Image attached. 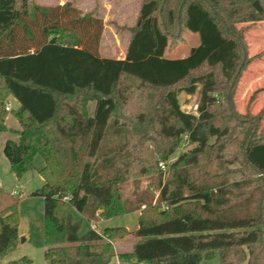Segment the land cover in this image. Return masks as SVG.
Returning <instances> with one entry per match:
<instances>
[{
    "label": "trees",
    "instance_id": "trees-1",
    "mask_svg": "<svg viewBox=\"0 0 264 264\" xmlns=\"http://www.w3.org/2000/svg\"><path fill=\"white\" fill-rule=\"evenodd\" d=\"M138 10L121 59L100 54L95 10L0 0V133L11 131L9 114L20 125L2 150L16 178L35 155L44 161L31 195L43 198L45 262L200 264L218 252L221 264H264V107L238 114L233 103L240 75L262 54L247 55L243 33L264 21V0H141ZM175 27L199 43L170 58ZM181 91L198 95L197 114L181 109ZM8 97L17 102L10 111ZM182 141L189 147L164 179L158 163ZM212 160L221 171H200ZM227 163L240 165V179L228 180ZM146 177L155 203L144 192L123 197V184ZM17 202L0 209V264L15 262L1 260L19 240ZM72 208L88 219L139 211L138 225L79 234ZM126 235L131 250L115 249Z\"/></svg>",
    "mask_w": 264,
    "mask_h": 264
},
{
    "label": "rangeland",
    "instance_id": "rangeland-1",
    "mask_svg": "<svg viewBox=\"0 0 264 264\" xmlns=\"http://www.w3.org/2000/svg\"><path fill=\"white\" fill-rule=\"evenodd\" d=\"M39 5L46 4H59L69 0H34ZM92 3H91V2ZM139 1V0H137ZM71 2V1H70ZM91 3V4H90ZM141 2H133L129 1V8L124 14V18H122V26L115 22L114 20H107V29H103L102 33V43L103 45L100 47V54L102 55H111V54H119L121 49H124L126 42L125 38L129 34L130 31L126 28L128 23H134L137 12L134 10L135 5L139 6ZM88 8L92 7V10H95L96 13L102 14L103 11H100L101 3L99 0H87ZM117 6V5H116ZM121 7V6H119ZM131 24V25H132ZM238 27L246 26V23H237ZM113 31L116 32L118 36V40L111 41V37L113 35ZM243 39L245 41L247 47V55L249 57H254L256 54H260V56L255 57L254 60L243 70L240 75L235 94L233 97V103H235V110L238 114H255L261 108L264 107V21L255 22L250 25L248 28L244 30ZM170 45L168 49L165 51L166 57H181L188 53L191 46H195L199 43L198 35L194 32H189L184 28L175 27L171 31L170 37ZM101 45V43H100ZM113 46V47H112ZM114 48V50H113ZM222 91L215 92L214 95L217 97L215 108L219 107V102L222 100ZM11 99V97H8ZM12 100V99H11ZM13 102V100H12ZM178 102L181 105V109L184 111H188L192 105L198 103V95H187L184 91H181L178 94ZM15 104V103H14ZM12 115L9 114V125H12L13 118ZM240 117L239 119H242ZM149 137H151L149 135ZM188 145H185L182 141L180 145L177 147L176 151L169 157L167 161L161 160L158 163L159 169L163 170V178H167L171 175L170 169H168L169 163L175 161L180 152L186 151L188 149ZM6 157L3 154V150H0V181L3 186L9 187V189H15L16 193L14 197H10L11 201L18 200V230L19 232H23L27 237L26 240H23L22 236L19 237L17 245L5 255V257L1 260V263H5L8 261L10 264H46L44 257V235H43V198L40 195H31L30 193H26L28 188H25L23 184L13 185V174L8 163L5 161ZM44 161L41 156L35 155L34 158V168L26 171L25 177L28 178L29 184L31 186L38 183V173L35 171V167H40L43 165ZM163 163L164 168L160 167V164ZM226 167L230 168L231 172L228 175V180H238L241 178V167L238 163H227ZM221 167H219L218 163L214 160L209 162L208 164H204V167L200 168V171H204L207 175L210 173L221 171ZM202 174L201 172H199ZM149 177L146 178H138L132 179L122 186V194L123 197L130 198L133 193H141L144 192L150 201L155 203L156 197L158 194V190L154 186H149ZM22 183V182H21ZM256 192V190H255ZM259 192V190H257ZM0 193H4L0 189ZM162 206V205H161ZM72 217L75 221H80L81 226L79 230V234H83L88 228H90V221L82 216L79 212L74 209L70 210ZM116 223L126 224L130 229L135 228L138 225V215L136 212H131L129 214H123L118 217ZM95 219H101L100 217H96ZM114 222V223H115ZM94 224V223H93ZM97 230H101L94 224ZM101 226V223H99ZM119 240L120 243H119ZM135 240L133 235H126L122 238L115 239L113 241V246L115 249L119 251H130V244ZM24 257V259H22ZM22 259V260H21ZM200 264H221L219 262V253L216 252L210 260L201 261ZM245 264V263H244Z\"/></svg>",
    "mask_w": 264,
    "mask_h": 264
},
{
    "label": "crops",
    "instance_id": "crops-1",
    "mask_svg": "<svg viewBox=\"0 0 264 264\" xmlns=\"http://www.w3.org/2000/svg\"><path fill=\"white\" fill-rule=\"evenodd\" d=\"M69 1H71L73 4H74V6L76 7V8H79V9H81L83 12H90L91 11V9H92V7H89L88 8V5H87V0H69ZM100 1V3H101V6H100V11H103L102 12V14H98L101 18H102V20H103V27H104V29H107V20L109 19V21L110 20H114L115 22H117L118 24H120L121 26H122V18H124V14H125V12L127 11V9L129 8V1L130 0H99ZM131 1H133V2H141V0H139V1H137V0H131ZM91 2V1H90ZM93 2V1H92ZM91 2V3H92ZM90 3V4H91ZM117 5V6H116ZM119 6H121V7H119ZM138 8H139V6L137 5H135V8H134V10H136V12L138 13ZM132 23H128L127 24V26H130ZM129 34L126 36V38H125V42H126V45H125V47H124V49H121V51L119 52V54H116V55H114V54H111V55H102V56H106V57H115V58H124V56H125V52H126V47H127V44H128V40H129ZM101 39H102V37H101ZM111 39V41H114V40H118V36H117V34H116V32L115 31H113V35H112V37L110 38ZM100 43H101V45H100V47L103 45V43H102V40H100ZM113 47V46H112ZM101 49V48H100ZM113 50H114V48H113ZM101 51V50H100ZM185 56V55H184ZM182 57V56H181ZM171 58V57H170ZM12 100H13V102H12V107L13 108H15L16 106H17V102L13 99V98H11ZM15 103V104H14ZM12 118H13V122H12V125L13 126H11V125H9V115L6 117V119H5V125H7V127L11 130V131H2L1 133H0V150H2L3 149V145H4V143H5V140L6 139H12V140H17V138H18V134L16 133V131L18 130V129H20V125L18 124V121H16V119L13 117V116H11ZM5 159H7V157L5 158ZM5 161H8V162H5V163H8V165H9V160L7 159V160H5ZM42 166V165H41ZM40 166V167H41ZM9 167H10V165H9ZM40 167H35V171L38 173V183H35V185H33V186H31L28 182H29V180H28V178L26 179V177H25V175H22L20 178H16V176L14 175L13 176V178H12V180H13V185L14 186H16L17 184H23L24 186H25V188H28L27 189V192L26 193H30L31 194V192L32 191H34L37 187H39L42 183H43V178H42V176L40 175V173L38 172V169L40 168ZM1 180V179H0ZM22 182V183H21ZM17 183V184H16ZM0 189L2 190V191H4V193L2 194V193H0V209H2L4 206H6L7 204H9L10 202H12L10 199V197H14V195H15V193H16V190L15 189H9V187H5V188H3V186H2V184H1V181H0ZM19 202V201H18ZM18 202H17V204H18ZM19 205V204H18ZM72 209H74V208H72ZM71 210V209H70ZM75 210V209H74ZM132 212H136V214L138 215L139 214V211H132ZM129 214V213H128ZM85 217V216H84ZM116 217H118V216H116ZM86 218V217H85ZM88 219V218H87ZM117 219H119V218H114V219H103V218H101V219H95V218H93V219H88L89 221H90V223H91V225L94 223H96V226L98 227V228H100L101 230L104 228V227H106V226H115V225H122V226H124V227H126V229L128 230V231H131V230H133V229H135V228H129L126 224H120V223H116L115 221H117ZM115 222V223H114ZM99 223H101V226H99ZM91 225H90V228H91ZM89 229V228H88ZM18 236L20 237V236H22V238H23V240H26V236H25V234L23 233V232H19V230H18ZM120 241L121 240H119V243H120ZM132 243H133V241L131 242V244H130V249H131V246H132ZM115 258V257H114ZM114 258L111 260V261H113L114 260Z\"/></svg>",
    "mask_w": 264,
    "mask_h": 264
},
{
    "label": "built area",
    "instance_id": "built-area-1",
    "mask_svg": "<svg viewBox=\"0 0 264 264\" xmlns=\"http://www.w3.org/2000/svg\"><path fill=\"white\" fill-rule=\"evenodd\" d=\"M4 108L7 111L12 110V100L11 99H8L5 101ZM197 110H198V104L195 103L194 105H192V107H190V109L188 111H185V112L191 113V114L192 113L197 114ZM160 167L164 168L163 163L160 164ZM163 207H166V206L163 204ZM91 228L94 229L96 231V233L101 234V230H97L96 227L94 226V224L91 225ZM108 264H121V262H120L119 258L116 256L114 258V260L110 261Z\"/></svg>",
    "mask_w": 264,
    "mask_h": 264
}]
</instances>
